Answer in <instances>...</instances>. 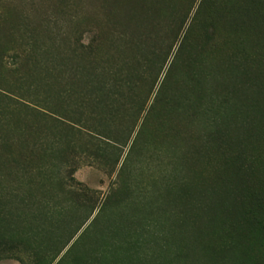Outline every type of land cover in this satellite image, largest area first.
<instances>
[{"label": "rangeland", "instance_id": "1", "mask_svg": "<svg viewBox=\"0 0 264 264\" xmlns=\"http://www.w3.org/2000/svg\"><path fill=\"white\" fill-rule=\"evenodd\" d=\"M0 264H264V0H0Z\"/></svg>", "mask_w": 264, "mask_h": 264}]
</instances>
